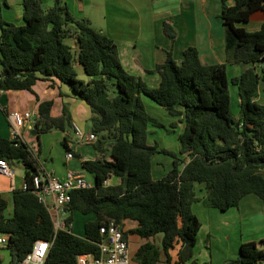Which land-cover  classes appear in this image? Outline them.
Here are the masks:
<instances>
[{
  "label": "trees",
  "instance_id": "16d2710c",
  "mask_svg": "<svg viewBox=\"0 0 264 264\" xmlns=\"http://www.w3.org/2000/svg\"><path fill=\"white\" fill-rule=\"evenodd\" d=\"M220 0L219 19L224 29L225 62L204 64L196 47L187 46L180 58L166 51L155 64L159 81L149 86L129 74L121 64L116 44L93 28L87 18L74 16L61 0L43 6V0H21V25L5 20L0 0V91L32 90L37 80L58 79L90 110L91 143L98 153L84 160L82 167L94 177L90 187L70 192L66 221L72 213L94 214L83 225V235L58 231L44 264H76V255L97 253L99 227L113 220L122 236L134 233L146 239L134 253L141 264H157L160 254L170 262V249L179 245L175 264L190 260L200 222L191 206L201 201L206 207L224 211L246 195L257 196L264 208V103H258L259 85L264 94V0ZM261 12L258 30L246 23ZM163 33L173 42L175 28L162 22ZM74 62L81 65L86 79L78 77ZM248 64L238 76L229 78L227 64ZM236 87L238 114L230 109L229 85ZM146 96L183 123L178 135L181 158L161 178L153 179L151 158L157 144L147 142L148 126L157 124L142 100ZM52 100L38 102L34 121L36 138L53 129L71 128V115L63 104L61 115L50 113ZM106 154V157L104 156ZM0 159L20 162L26 188L15 189L8 201L0 194V234L8 241L3 249L9 264H17L38 239L51 240L53 224L47 209L30 186L38 171L29 145L0 139ZM108 177L117 183L103 185ZM204 195L199 197L197 186ZM124 220L136 222L128 231ZM161 234L159 245L150 241ZM264 237L239 245L235 259L222 264H263Z\"/></svg>",
  "mask_w": 264,
  "mask_h": 264
},
{
  "label": "crops",
  "instance_id": "0c3cea01",
  "mask_svg": "<svg viewBox=\"0 0 264 264\" xmlns=\"http://www.w3.org/2000/svg\"><path fill=\"white\" fill-rule=\"evenodd\" d=\"M46 1L43 0V3ZM61 2L66 4L74 16L87 18L93 28L107 35L116 44L124 69L129 74L140 77L149 86H156L159 81L158 75L149 70L164 59L168 49H172L174 58L178 59L185 47L194 46L202 63L225 62L224 29L218 17L220 0H61ZM12 3V0H5L2 5V16L9 22L21 25L22 9L9 13ZM228 3L231 5L233 1L230 0ZM20 5L22 8L21 0ZM164 20H170L175 28L176 38L173 42L162 31ZM251 21H253L251 28H247L246 25ZM261 22L262 14L258 11L250 16L247 24L240 25L248 31H255L259 29ZM247 67L249 65L243 63L227 64L226 69L227 72L232 69L234 77ZM79 77L86 79L84 76ZM262 96L264 97L263 84H260L256 100H262ZM43 100H52L50 110L52 116L61 115L63 104H66L72 124L81 128L84 134L91 132V113L88 105L77 99L68 86L54 78L37 80L31 91L25 89L0 91V139H11L8 112L31 111L32 118L25 121L20 139L32 148L38 171L63 177L68 170H72L86 181L94 182L93 175L83 169L82 162L97 158L99 153L92 144L71 145L74 140L72 126L65 130L53 129L42 133L39 139L30 134L37 117L38 102ZM68 150L72 151V158H66ZM9 164L13 169V176L0 173V194L8 201L7 208L11 214L12 192L23 188L25 172L20 162L13 161ZM117 182V178H111V183ZM196 192L199 197L204 195L202 186L198 185ZM191 209L200 222L195 248L198 243L202 244L204 260H212L211 246L229 242L232 236L238 235V241H235L238 246L242 242L254 241L252 234L257 235L258 240L264 237V208L262 201L255 195L244 196L236 206L224 211L206 207L201 201L194 202ZM94 217L92 214L86 221L93 220ZM124 223L123 221L121 224L122 229ZM73 226L72 221V232ZM128 226L132 229L136 222L135 225ZM243 229L252 232L247 239H243V235L248 236L249 232L244 234ZM128 234L130 233H127L129 250L134 255L146 239L140 237L141 240L132 245ZM82 235L83 233L77 236ZM152 239L159 245L161 234H157L150 241ZM228 259L233 257L226 255L222 263ZM2 260L3 257L0 255V264ZM176 261L173 260V264Z\"/></svg>",
  "mask_w": 264,
  "mask_h": 264
},
{
  "label": "built area",
  "instance_id": "2783aa9c",
  "mask_svg": "<svg viewBox=\"0 0 264 264\" xmlns=\"http://www.w3.org/2000/svg\"><path fill=\"white\" fill-rule=\"evenodd\" d=\"M7 118L10 123L11 140H21V130L25 121L32 118V112L11 110L8 112ZM72 130L74 140H72L71 145L74 143L91 144L95 140V135L92 132L84 134L83 130L76 124H72ZM29 149L32 150L30 146ZM101 155L103 153H99L98 157ZM104 156L106 157V154ZM72 157V151L68 150L66 158ZM0 173L10 177L13 176L12 167L4 159H0ZM111 178L108 177L103 180V185L111 184ZM93 183L86 181L84 177L72 170H68L63 177H58L46 171H37L36 174H32L30 186L38 201L50 214L53 224V237L51 240L38 239L34 241L31 250L17 264H44L56 233L60 230L72 232V223L66 221L67 205L71 199L70 192L74 189L90 187ZM23 188H26L25 182ZM98 233L101 239L97 243V253L77 254L76 264H130L128 241L123 238L118 224L113 220H109L99 227ZM7 241L8 236L0 234V248L5 247ZM51 264L60 263L53 262Z\"/></svg>",
  "mask_w": 264,
  "mask_h": 264
},
{
  "label": "rangeland",
  "instance_id": "374dc122",
  "mask_svg": "<svg viewBox=\"0 0 264 264\" xmlns=\"http://www.w3.org/2000/svg\"><path fill=\"white\" fill-rule=\"evenodd\" d=\"M53 0H47L43 3V6H51L53 4ZM12 5L10 12L17 11L22 9L20 5V0H12ZM21 11V10H20ZM5 13V11H3ZM7 13V12H6ZM251 21L249 24L246 25L247 28H251L252 25ZM74 67L77 71V75L84 76L83 70L80 64L74 62ZM229 78L232 77V69H229L227 72ZM229 93H230V109L234 116L238 114V95L236 87L232 84L229 85ZM145 110L147 114L155 119L157 124L150 123L148 126V135H147V142L149 144H157V149L159 150L158 153L154 154L151 158V172L152 177L154 179H159L164 176L172 167V161L177 157L181 158L182 155L179 152V141L178 135L181 133L183 129V123L178 120L177 117H173L167 113V111L162 108L161 106L157 105L154 101L150 98L143 96L142 97ZM258 103H264V97L262 96V100H256ZM6 215H10L9 208L5 211ZM73 216V234L81 235L83 233V225L86 219L92 217V214H81L77 211L72 213ZM123 229L127 231L129 229L128 225H135V222L132 220H124ZM248 233L247 230L243 229V233ZM244 233V234H245ZM252 232L248 233V236L243 235V239H247L250 237ZM255 233V232H254ZM253 239L255 242H258V236L252 234ZM129 241L133 243L132 245H136V242L140 241L141 238L136 234H128ZM235 241H238V235L232 236L229 242L223 243H216V246H211V251L213 254L212 260H204V247L201 243H198L197 247L193 248V256L190 260L186 261L185 264H221L223 258L227 256H231L236 258L237 251H238V244ZM129 247V242H128ZM179 245L175 244L172 249H170V262L165 261V257L163 254H160V261L157 264H173V260H177V251ZM130 249V248H129ZM0 255H2L3 260L2 264L9 263V254L6 249H0ZM130 263L131 264H141L137 259L134 258L133 254L130 252ZM183 264V263H178Z\"/></svg>",
  "mask_w": 264,
  "mask_h": 264
},
{
  "label": "water",
  "instance_id": "95a60500",
  "mask_svg": "<svg viewBox=\"0 0 264 264\" xmlns=\"http://www.w3.org/2000/svg\"><path fill=\"white\" fill-rule=\"evenodd\" d=\"M31 135H35L36 134V130H35V125L32 124V130L30 131Z\"/></svg>",
  "mask_w": 264,
  "mask_h": 264
}]
</instances>
